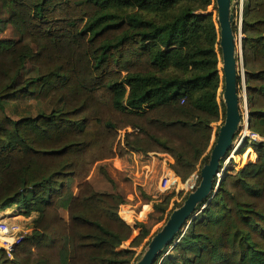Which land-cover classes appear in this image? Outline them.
I'll list each match as a JSON object with an SVG mask.
<instances>
[{"label": "trees", "instance_id": "16d2710c", "mask_svg": "<svg viewBox=\"0 0 264 264\" xmlns=\"http://www.w3.org/2000/svg\"><path fill=\"white\" fill-rule=\"evenodd\" d=\"M211 7L217 11L216 0H0V33L11 25L21 37L0 40V211L16 205L38 214L14 259L0 249V264L139 261L135 249L150 231L119 252L134 234L120 216L124 199L97 192L88 178L115 157L118 131L127 128L171 152L183 182L195 173L205 148L193 137L204 133L207 143L226 117ZM243 36L258 160L222 179L157 264H264V0H247ZM31 101L48 110L19 112ZM129 136L128 150L146 151Z\"/></svg>", "mask_w": 264, "mask_h": 264}, {"label": "rangeland", "instance_id": "374dc122", "mask_svg": "<svg viewBox=\"0 0 264 264\" xmlns=\"http://www.w3.org/2000/svg\"><path fill=\"white\" fill-rule=\"evenodd\" d=\"M246 3L247 0H236L233 9L237 24L235 35L237 39L238 70L241 78L239 93L241 96V108L246 119L244 120L241 132L236 138L233 150L223 163V169L221 171L223 172V176L221 179L227 175H235L250 163L257 162L258 155L255 151V145L258 141H261L259 136L257 140L252 138L251 135H249V137L245 136V124H248L246 116L249 111V93L248 90L247 94L245 91V87H247V72L243 57V14ZM208 13H213L215 17L217 16V11L214 7H211ZM20 38V35L11 25H8L5 31L0 33V40H19ZM220 68H222V64ZM26 69L30 72L29 70L32 69V66L27 65ZM17 108L18 106L16 104H10L8 109L14 115L16 114L15 111ZM40 109L48 110L45 105H40L33 101L19 106V112H23L25 115H27V113L36 114ZM223 123L224 121L222 120L215 123L213 129L209 131L208 135L210 138L207 140L209 141L208 148L210 149L207 152L204 151V153L206 152L207 154L203 156L200 161L198 170H201L204 157L211 153L216 142L218 129ZM129 129L130 128L118 131V137L113 147L115 157L111 160L95 164L88 180L97 192L118 195L124 199V204L120 207V216L134 229V234L129 241L125 242L118 249L119 252L129 249L134 239L138 237L143 230L147 229L150 231L151 236L146 240L145 244L135 249V259H140L146 249V243H148V241L165 225L172 212L183 205L188 195L199 185L200 178L196 181H192L198 171L196 170L191 178L183 182L173 171L172 166L175 162L174 160H170L169 155L152 153L155 154L152 155L153 157L155 156V158H151L149 154H145V151L133 152L128 150V144L125 141L126 138L133 133L130 132ZM247 144H251L250 152L248 155H245V152H241ZM228 158L230 161H227ZM169 172H172L178 180L173 178L172 187L167 191H163L160 185L163 177L168 175ZM72 187L75 193H77L78 184L76 181L73 182ZM62 215L67 218V214L64 212H62ZM37 218L38 214L35 213L28 216L25 214L24 209L16 205L0 211V224L8 223L12 226L24 228L28 231V234H23L25 239L32 235L34 231V222ZM0 249L4 250L2 245H0ZM32 250L35 252V247H33Z\"/></svg>", "mask_w": 264, "mask_h": 264}, {"label": "water", "instance_id": "95a60500", "mask_svg": "<svg viewBox=\"0 0 264 264\" xmlns=\"http://www.w3.org/2000/svg\"><path fill=\"white\" fill-rule=\"evenodd\" d=\"M235 2L236 0H216L223 59L221 72L225 80L223 91L226 108L225 121L218 129L209 162L204 164L200 170L199 185L188 195L183 205L172 212L165 225L150 239L136 264H157L162 256L167 255L177 245L191 222L198 216L199 207L214 198L223 179H220L223 163L233 150L236 138L243 128L246 118L241 108L239 93L236 20L233 13ZM247 121L249 125L248 112ZM169 247L170 250L166 252Z\"/></svg>", "mask_w": 264, "mask_h": 264}, {"label": "built area", "instance_id": "2783aa9c", "mask_svg": "<svg viewBox=\"0 0 264 264\" xmlns=\"http://www.w3.org/2000/svg\"><path fill=\"white\" fill-rule=\"evenodd\" d=\"M245 91L247 94V87H245ZM245 128H246L245 130L246 137H249V135H251L252 138L256 140L259 138L257 135L252 134L249 131V125L247 123L245 124ZM129 131L134 132L132 131V129H129ZM227 161H230V159L228 158ZM173 178L177 179L172 172L171 173L169 172L168 175L163 177V180L160 185L163 191H167L170 189V187H172ZM199 178H200V170L197 171L192 181H196ZM24 233L28 234V231H26L22 227L12 226V225H9L8 223L0 224V245L3 246V249L8 253L10 258H13V253L19 248V246L23 244L25 240V237L23 235Z\"/></svg>", "mask_w": 264, "mask_h": 264}, {"label": "crops", "instance_id": "0c3cea01", "mask_svg": "<svg viewBox=\"0 0 264 264\" xmlns=\"http://www.w3.org/2000/svg\"><path fill=\"white\" fill-rule=\"evenodd\" d=\"M213 125L211 126V129H213ZM203 137H204V133L203 134L202 133L197 134L193 137L192 142L196 146H199L200 148H203V149L205 148V151L207 152L210 149V148H208L209 147V145H208L209 141L207 143H205V141L203 140ZM208 138H210V137H208ZM129 141H130V144H132V146L139 148V149L146 150L145 154H149V157H151V158H155V156L154 157L152 156L155 154H152V153L164 154V155H169L170 160L171 161L174 160V162L176 163V160H175V158L171 152H165V151L161 150L160 148H158L143 133L131 135L129 138ZM206 152L205 153L203 152L202 158H203V156H205L207 154ZM202 158L199 160V163L197 164V170L199 169L200 161L202 160Z\"/></svg>", "mask_w": 264, "mask_h": 264}, {"label": "bare ground", "instance_id": "6f19581e", "mask_svg": "<svg viewBox=\"0 0 264 264\" xmlns=\"http://www.w3.org/2000/svg\"><path fill=\"white\" fill-rule=\"evenodd\" d=\"M222 176H223V172H221V174H220V179H221Z\"/></svg>", "mask_w": 264, "mask_h": 264}]
</instances>
